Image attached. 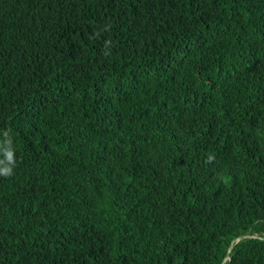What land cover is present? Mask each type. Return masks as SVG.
<instances>
[{
	"label": "trees",
	"instance_id": "16d2710c",
	"mask_svg": "<svg viewBox=\"0 0 264 264\" xmlns=\"http://www.w3.org/2000/svg\"><path fill=\"white\" fill-rule=\"evenodd\" d=\"M9 148L0 264H264V0H0Z\"/></svg>",
	"mask_w": 264,
	"mask_h": 264
},
{
	"label": "clouds",
	"instance_id": "9594fccd",
	"mask_svg": "<svg viewBox=\"0 0 264 264\" xmlns=\"http://www.w3.org/2000/svg\"><path fill=\"white\" fill-rule=\"evenodd\" d=\"M6 160H0V176L10 177L13 174V166L15 164V160L13 159V152L9 148L4 153ZM256 235V234H255ZM236 238V237H235ZM234 239V238H233ZM231 243V242H230ZM236 243V242H234ZM233 243V244H234ZM230 245V244H229ZM233 247V246H232ZM229 248V247H228ZM231 250V249H230ZM228 251V250H227ZM229 258V255H228ZM226 258V259H228ZM224 258V260H226Z\"/></svg>",
	"mask_w": 264,
	"mask_h": 264
},
{
	"label": "water",
	"instance_id": "95a60500",
	"mask_svg": "<svg viewBox=\"0 0 264 264\" xmlns=\"http://www.w3.org/2000/svg\"><path fill=\"white\" fill-rule=\"evenodd\" d=\"M256 236H257V235H255V234H248V233H245V234H241V235L237 236L236 238H234V239L231 241L230 245H229L228 251H227L226 256H225V259L228 258V255H229L230 249L232 248L234 242H237V241H239V240H241L242 238H245V237H256Z\"/></svg>",
	"mask_w": 264,
	"mask_h": 264
}]
</instances>
